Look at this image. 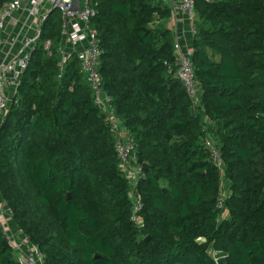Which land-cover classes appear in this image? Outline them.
Wrapping results in <instances>:
<instances>
[{
    "label": "trees",
    "instance_id": "1",
    "mask_svg": "<svg viewBox=\"0 0 264 264\" xmlns=\"http://www.w3.org/2000/svg\"><path fill=\"white\" fill-rule=\"evenodd\" d=\"M90 1L103 88L145 173L140 222L115 135L52 10L0 124V200L15 230L44 264H264V0L195 1L196 108L168 74L169 8ZM207 137L222 155L223 210ZM15 254L0 229V264H20Z\"/></svg>",
    "mask_w": 264,
    "mask_h": 264
},
{
    "label": "built area",
    "instance_id": "2",
    "mask_svg": "<svg viewBox=\"0 0 264 264\" xmlns=\"http://www.w3.org/2000/svg\"><path fill=\"white\" fill-rule=\"evenodd\" d=\"M170 10V20H177L182 16L190 24V36L193 38L195 30L193 22L195 20L196 0H159ZM212 2L213 0H203ZM72 0H27L23 5L21 0H11L0 11V34L13 25L15 14L25 11L29 18L34 20L33 32L30 36L21 37L19 35L8 41V48H2L0 39V124L2 116L8 110L9 104L13 100L17 89L20 86L22 73L29 64L31 52L34 50L41 34V27L47 19V15L52 10H57L61 14V34L65 43L71 46V52L75 54L79 63V68L89 86L92 89L94 102L99 110L106 116L111 129L115 135V151L118 159V169L127 181L129 187L128 198L132 201V214L130 220L139 223L137 213L141 209L140 196L137 189L138 184L145 179L142 166L138 164L135 157V146L131 141L128 131L123 126L122 121L116 117L112 98L103 88L102 78L99 73V60L101 49L99 40L90 26V20L95 15V10L90 0H79V9L73 10ZM20 46L15 54H12L15 44ZM180 41L175 38L173 54L175 57V69L169 68L168 74L177 78L191 101L192 107L196 108L200 104L198 86L195 80L192 62V49L180 45ZM49 47V42L45 43ZM65 56L64 51H61ZM206 132V127L202 128V133ZM204 146L208 149L212 162L219 172L220 189L216 199V208L223 210L226 200L229 198L228 184L224 179V166L222 155L217 148L213 138L207 137ZM11 220V210L3 200H0V229L7 246L19 255L20 264H44V256L40 249L32 244L29 238L15 230L12 232L8 228L7 222Z\"/></svg>",
    "mask_w": 264,
    "mask_h": 264
},
{
    "label": "crops",
    "instance_id": "3",
    "mask_svg": "<svg viewBox=\"0 0 264 264\" xmlns=\"http://www.w3.org/2000/svg\"><path fill=\"white\" fill-rule=\"evenodd\" d=\"M27 0H21L22 4L25 5ZM15 20L13 25L8 26V29L3 31L0 34V39L2 40V48L7 49L8 48V41L11 40V38H14L15 36L19 35L21 37H27L30 36L33 32L34 28V20L32 18H29L25 11H19L15 14ZM164 26L166 28L171 29L174 38L181 41L183 40L185 42L184 48H192V37L190 36V24L185 21V19L182 16H178V19L175 20H164ZM181 45V42H179ZM20 46V43L17 42L14 46V49L12 50V54H15ZM71 46L67 43L64 45L65 52L69 53L71 52ZM215 60H218V58H214ZM8 228L12 230V232L15 231V226L13 223H11V220H8L7 222ZM15 257L17 260L19 259V255L15 254Z\"/></svg>",
    "mask_w": 264,
    "mask_h": 264
},
{
    "label": "water",
    "instance_id": "4",
    "mask_svg": "<svg viewBox=\"0 0 264 264\" xmlns=\"http://www.w3.org/2000/svg\"><path fill=\"white\" fill-rule=\"evenodd\" d=\"M71 5H72V9L73 10H78L79 9V0H72L71 2ZM67 198L69 199L70 198V194H67ZM218 263L220 264H226V258L225 257H221L217 260Z\"/></svg>",
    "mask_w": 264,
    "mask_h": 264
},
{
    "label": "rangeland",
    "instance_id": "5",
    "mask_svg": "<svg viewBox=\"0 0 264 264\" xmlns=\"http://www.w3.org/2000/svg\"><path fill=\"white\" fill-rule=\"evenodd\" d=\"M181 42V46H185V42L183 41V40H181L180 41ZM184 50H185V48H184ZM186 51V50H185ZM224 216V215H223ZM223 216H222V218H223ZM210 253L211 254H215L214 252H212V251H210Z\"/></svg>",
    "mask_w": 264,
    "mask_h": 264
}]
</instances>
